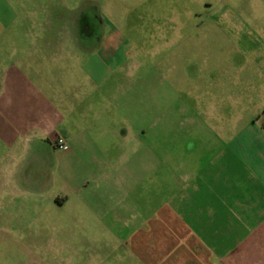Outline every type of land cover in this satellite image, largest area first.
<instances>
[{
    "label": "rangeland",
    "instance_id": "obj_1",
    "mask_svg": "<svg viewBox=\"0 0 264 264\" xmlns=\"http://www.w3.org/2000/svg\"><path fill=\"white\" fill-rule=\"evenodd\" d=\"M55 1L76 9L98 2L107 42L92 52L63 46L67 60L59 83L66 93L91 96L86 150L92 155L85 157L92 173L111 170L115 163L123 169L120 202L100 205H111V213L98 209L94 197L102 190L91 180L74 194L47 171L50 160L44 159L53 156L48 146L30 149L44 163H27L30 155L22 162L0 163V264H143L134 258L133 245L120 238L149 215L145 147L154 135L164 136L148 129L215 120L240 125L255 118L264 105V67L251 59L260 53L246 52L245 38L230 33L226 18L214 10L218 0ZM187 11V19L178 14L168 21L169 14ZM252 23L256 28L258 21ZM98 37L89 38L94 46ZM253 39L262 43L261 36ZM214 110L219 113L209 120ZM134 143L136 154L129 148ZM117 148L120 156L125 152L123 161L114 157Z\"/></svg>",
    "mask_w": 264,
    "mask_h": 264
},
{
    "label": "crops",
    "instance_id": "obj_2",
    "mask_svg": "<svg viewBox=\"0 0 264 264\" xmlns=\"http://www.w3.org/2000/svg\"><path fill=\"white\" fill-rule=\"evenodd\" d=\"M202 3L211 8L210 2ZM64 4L0 0V163L22 162L26 155H30L27 163H44L37 150L30 149L48 146L53 156L44 159L50 160L47 171L74 194L93 181L102 190L94 197L98 209L111 213V205H100L120 202L123 169L120 172L115 163L111 170L90 171L85 155H92L86 150L92 98L66 93L59 83L67 60L62 47L99 49L107 42L105 24L98 2H90V9ZM214 10L226 18L232 35L245 38L246 52L260 53L251 61L264 67V0H218ZM189 13H171L168 21L178 14L187 19ZM253 21H258L256 28ZM93 35L100 37L95 46L89 39ZM253 36H261L262 43ZM260 111L240 125L215 120L148 129L163 132L164 138L154 135L145 147L149 215L132 234L120 238V243L133 245L134 258L145 260L143 264H264V105ZM218 113L214 110L209 120ZM172 135L192 139H172ZM57 141L67 148L57 149ZM137 146L128 147L136 154ZM118 148L114 157L126 159ZM120 228H124L121 223Z\"/></svg>",
    "mask_w": 264,
    "mask_h": 264
},
{
    "label": "built area",
    "instance_id": "obj_3",
    "mask_svg": "<svg viewBox=\"0 0 264 264\" xmlns=\"http://www.w3.org/2000/svg\"><path fill=\"white\" fill-rule=\"evenodd\" d=\"M55 146H56L57 149H60V150H65L67 148L66 145H64L60 141H57L56 144H55Z\"/></svg>",
    "mask_w": 264,
    "mask_h": 264
}]
</instances>
